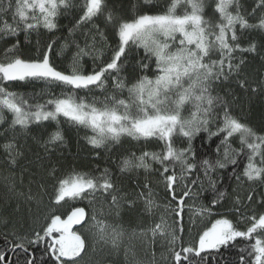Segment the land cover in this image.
Here are the masks:
<instances>
[{"label": "trees", "instance_id": "trees-1", "mask_svg": "<svg viewBox=\"0 0 264 264\" xmlns=\"http://www.w3.org/2000/svg\"><path fill=\"white\" fill-rule=\"evenodd\" d=\"M203 16L212 24L220 22V15L215 11V4L218 0H203ZM15 0H13V4ZM104 14L93 18L90 22L77 24L83 14L85 0H69V6L62 8L55 23L57 27L53 30L45 29L42 25L37 29L25 33L23 28L15 36L4 37L0 35V63L6 56L5 49L19 41L18 47L11 55H18L25 60L42 59L43 53L48 51V45H53L49 52L50 63L59 71L68 72L76 47L73 42H79L84 46L85 35H97V27L103 31L105 40H100L97 35L100 48L103 45V60L107 62L112 49L118 44V37L115 29L107 21L111 13L113 19L118 23L121 20H133L138 15H156L167 12L172 0H104ZM233 15L237 11L250 25H256L259 19L264 16V4L260 0H235L228 9ZM190 12V6L183 0L178 4L176 14L183 15ZM12 23V14L0 17ZM71 30V31H70ZM237 40H231V33L228 34L229 42L239 44L244 51L237 50L233 54V70L229 73L227 68L223 76L214 79L210 83L211 95L218 97L216 113L222 117L225 107L232 117L248 125L258 134L264 135V28L248 27L241 28L235 25ZM67 45V46H66ZM111 46V47H109ZM254 48L252 51L247 49ZM210 59H219V53H214ZM149 63L145 57L142 47L133 45L122 61L123 71L119 76L130 86L141 76L147 75L153 78L155 73V60L151 61L152 70H145L142 63ZM99 63V61L97 62ZM227 63V62H226ZM85 71H91L94 67L93 61L85 57L83 61ZM113 75H116L113 73ZM244 82V87H241ZM9 91L24 94L30 97V103H43L53 97H61L64 94L72 93L70 86L59 82L26 78L23 81L3 82ZM106 91L93 87L76 90L78 98H85L91 102L93 97L103 100L105 95L114 92L112 76H108L105 84ZM118 99L128 97L127 87L120 92L115 90ZM46 110H53L48 106ZM191 111L188 105L184 111L187 116ZM12 113L4 110L3 119H0V253L5 256L6 264H57L50 251L46 252L51 237L36 244H27L23 248H13L12 241L15 233L18 237L33 238L37 231L41 232L49 221V216L58 213L67 216L75 208L85 210V220L74 227H81L87 221L90 214V205L98 202L97 217L100 221H108V216H118L114 221V228L123 230L127 238H122L115 245L102 243L94 252L92 241L89 235H85V247L79 257L82 258L78 264H177L174 259V252H181V264H241L240 257L244 256L251 264L253 257L249 256L250 245L255 242L257 236L261 237L263 229H257L251 238L238 237L229 241L227 245H221L215 249H206L199 256L193 253L185 254L182 249L189 247L191 241L200 235L197 227L205 224L204 221L214 219L220 215H228L238 230L246 231L251 222L247 217L264 212V180L248 181L242 175L246 157H238L236 166L228 163L223 169L217 168L211 174L215 181V189L204 177L203 170L193 172L192 178L198 175L203 181L198 182L192 189V198H185L184 210L181 216H176L177 201H172L170 194L166 191L160 175L161 166L147 161L151 167L131 168L121 171V162L125 158L139 157L144 152H161L164 142L157 137L133 138L127 134L121 135L118 141L109 140L102 146H94L89 143L88 137L93 135L91 129L70 121L63 115L56 120H42L39 123H31L26 128L20 125L12 126ZM218 123L210 126V131L215 132ZM59 131L62 139L54 143L50 142L51 134ZM220 136H210L209 132H200L191 141L192 151L195 153V160L198 163L204 159L215 162L223 159V149L217 152L220 144ZM11 142L13 145L12 155L15 163L11 162L9 154L4 150L3 145ZM234 148H240L239 136L231 138ZM174 146L177 149L188 148L189 141L181 134L176 133ZM108 170L110 178L114 183L118 194L126 195L118 207H110L111 196L102 192L91 194L90 204L83 198L75 199L65 197L57 203L55 201L57 181L59 178L69 177L73 173H88L99 177ZM54 170V171H53ZM179 172V166H177ZM170 174V173H169ZM237 177H240L238 180ZM187 183H191L188 180ZM148 184L155 193L154 200L157 207L149 211L144 199L139 196L140 192H147L144 185ZM178 196L183 195L181 187L176 189ZM223 193V197L219 196ZM251 196V200H249ZM217 204H213V200ZM128 201H134L131 205ZM203 207L208 211L200 214H193L189 211L190 206ZM103 210V211H102ZM169 224V229L177 237L176 244L170 245V237L157 233L152 236V229L161 218ZM93 233L88 230L86 234ZM7 235L6 243L5 236ZM196 240V239H195ZM19 243V241H15ZM90 247V249H89ZM94 253V254H93ZM187 255V259L183 257ZM78 257L74 258L77 259ZM0 261V264H5ZM75 262V264H76Z\"/></svg>", "mask_w": 264, "mask_h": 264}, {"label": "snow or ice", "instance_id": "snow-or-ice-1", "mask_svg": "<svg viewBox=\"0 0 264 264\" xmlns=\"http://www.w3.org/2000/svg\"><path fill=\"white\" fill-rule=\"evenodd\" d=\"M190 6L191 11L183 15L176 14V9L181 0H172L167 12L156 15H138L133 20H121L118 23L109 13L107 21L115 29L118 37L117 46L112 49L110 59L103 60V45L97 47L98 40H105L102 30L97 27V35H85L84 46L79 42H73L76 52L73 54L68 72L57 70L51 63L49 52L53 45H48V51L43 53L42 59L25 60L16 55L7 63H0V119H3V112L7 110L12 113V126L20 125L26 128L29 124L39 123L42 120H56L63 115L70 121L91 129L93 135L88 137L90 144L102 146L107 141H118L121 135L127 134L133 138L157 137L164 142L161 152H144L139 157L125 158L121 162V171L133 167L149 169V159L158 163L162 171L163 183L166 191L170 194L172 201H177L176 216H181L185 198H192L193 187L203 181L197 175L192 178L193 172L203 170L204 177L215 189V181L211 174L217 168L223 169L226 164L234 166L238 164V157H246L242 175L248 181L264 180V135L258 134L248 125L232 117L227 107L223 116L216 113L218 97L211 95L210 83L220 77L227 78L225 69L230 73L233 70V54L237 50L244 51L239 44L229 42L228 34L231 33V40H237L235 25L238 23L241 28L260 27L264 28V16L256 25H250L248 21L237 11L233 15L228 9L235 0H218L215 4V11L220 15V22L212 24L203 16V0H183ZM264 4V0H260ZM69 6V0H0V17H5L9 12L12 14V23L7 19H0V35L4 37L15 36L23 28L25 33L37 29L41 25L48 30L57 27L55 20L62 8ZM104 0H85L83 14L77 24L90 22L104 14ZM71 31V30H70ZM19 41L5 49L6 55L14 53ZM142 47L145 57L149 63H142L145 70H152L151 61L155 60V75L150 78L147 75L141 76L130 86L119 76L123 71L122 61L127 56L128 50L133 46ZM67 46V45H66ZM111 47V46H109ZM248 51L254 48L247 49ZM218 52L219 59H210ZM89 57L94 67L91 71H85L83 61ZM99 61V63H97ZM227 62V63H226ZM115 73L116 75H113ZM108 76H112L114 92L105 95L103 100L93 97L91 102L85 98H78L76 90H92L93 87L106 91L105 84ZM26 78L44 79L62 83L73 89L72 93L64 94L61 97H53L43 103L31 104L30 97L24 94L9 91L3 82L23 81ZM127 87L128 97L118 99L115 90L123 92ZM244 87V82H241ZM190 105L191 111L184 115L186 107ZM52 106L53 110H46ZM218 123L215 132L210 131V126ZM209 132L210 136H220L221 141L217 146V152L223 149V159L212 162L204 159L198 163L195 160V153L191 148V141L200 132ZM179 133L189 141L188 148L177 149L174 146L175 134ZM239 136L240 148H234L231 138ZM62 139L61 133L56 131L51 134L50 142L54 143ZM4 150L9 154L11 162L15 163L13 145L11 142L3 145ZM179 166V172H177ZM54 171V170H53ZM170 173V174H169ZM239 180L240 177H237ZM191 180V183H187ZM55 201L57 203L69 198L81 197L82 194H94L99 191L111 196L110 207H118L126 195L118 194L112 182L108 170L99 177L88 173H73L69 177L59 178L57 181ZM181 187L183 195L176 191ZM147 192H140L139 196L144 199L149 211L157 207L154 200L155 193L148 184L144 185ZM223 193H219L223 197ZM251 200V196H249ZM217 200L212 203L217 204ZM131 205L134 201H128ZM189 211L193 214H203L206 208L190 206ZM95 220V216H93ZM251 222L246 231L238 230L232 221L227 218H220L212 223L199 235L198 247H184L183 253H193L197 256L206 249H215L221 245H227L238 237L251 238L257 229H264V212L247 217ZM85 220V210L75 208L62 219L60 215H52L50 222L37 231L33 238L18 237L15 233L11 235L14 240L11 242L13 248H23L27 251L25 243L36 244L51 237L46 252L50 251L57 264H74V258L79 257L85 247V241L81 235L72 232L73 225L81 224ZM97 226L102 239L107 238V226L97 221ZM164 218L152 229L155 236L158 232L170 237L169 244L175 245L177 237L174 232L168 230ZM59 233L57 237L54 235ZM121 233L113 229L111 234L112 243L115 245ZM5 241L8 243L7 235ZM19 241V243L15 242ZM249 256L253 257L251 264H264V238L257 236L255 242L250 245ZM64 258V259H62ZM187 255L183 259H187ZM174 259L181 264V252H174ZM0 261H5V256L0 253ZM241 264H248L244 256L240 257ZM6 264V261H5ZM28 264H33L30 260Z\"/></svg>", "mask_w": 264, "mask_h": 264}, {"label": "rangeland", "instance_id": "rangeland-1", "mask_svg": "<svg viewBox=\"0 0 264 264\" xmlns=\"http://www.w3.org/2000/svg\"><path fill=\"white\" fill-rule=\"evenodd\" d=\"M14 56H16V55H10V56H6V57H4L3 58V62L2 63H7V62H9L12 58H14ZM83 198L90 204V202H91V197H90V195L89 194H83ZM98 202H95L93 205H92V209H91V205H90V214H91V216H87V221H85V223H84V226H81V227H74V225L72 226V228L70 229L72 232H75V233H77V234H79V235H81V237H82V239L85 241L86 240V238H85V235L87 236V235H89V237H90V240L92 241V243H90V246H92L93 245V250H89L88 251V253L90 254V253H92L91 251H93L94 252V248H97L96 246H98V245H100V244H102V243H106V244H109V245H114L113 243H112V239H111V234H112V232H113V229H115L117 232H120L121 233V235H120V237H119V240H118V242H120L121 241V239L124 237V238H127L128 239V236L126 237L125 235V232L122 230H118V228H114V223H113V220L114 221H117L118 220V216H108L107 218L109 219V223H108V221H100L97 217H100V216H97L98 214L96 213L97 212V206H98ZM73 211V210H72ZM71 211V212H72ZM103 211V210H102ZM70 212V213H71ZM70 213H68L67 214V216L70 214ZM52 215H60V214H58V213H54V214H52ZM61 216V215H60ZM67 216H61V218L62 219H66L67 218ZM93 216H95V220L93 219ZM50 218H51V216H49V221L48 222H50ZM220 218H227V219H229L230 221H231V219H230V217L228 216V215H220V216H218V217H215L214 219H211L210 221H208L209 219H207L206 221H204L205 222V224L204 225H202V226H198L197 227V229H198V231H200V234H202L203 233V231H205L207 228H210L211 227V225H212V223H214L215 222V220H217V219H220ZM97 221H99V222H101L102 224H104V225H106L107 226V228H106V233H107V238L106 239H102L101 238V234H100V232H99V229H98V226H97ZM47 222V223H48ZM47 223L45 224V226L44 227H46L47 226ZM167 223V222H166ZM167 225L169 226V224L167 223ZM85 227V228H84ZM88 230H91L93 233L91 234V233H89V234H86L87 233V231ZM169 231H172V229H168ZM159 233V232H158ZM159 234H161V233H159ZM54 235H56L57 237L59 236V233H55ZM152 236H154L153 234H151ZM165 234H163V236H164ZM261 238H264V229H263V231H262V234H261ZM196 239V240H195ZM195 239L193 240V241H191V243H190V246L191 247H198V240H199V236L197 237H195ZM117 242V243H118ZM116 243V244H117ZM87 246H88V238H87ZM89 249H90V247H89ZM94 254V253H93ZM62 259H64V258H62ZM77 260H79V263L81 262V260H82V258L81 257H78L77 259H74V264H75V262L77 261ZM70 264H71V262H70ZM76 264H78V262H76Z\"/></svg>", "mask_w": 264, "mask_h": 264}, {"label": "bare ground", "instance_id": "bare-ground-1", "mask_svg": "<svg viewBox=\"0 0 264 264\" xmlns=\"http://www.w3.org/2000/svg\"><path fill=\"white\" fill-rule=\"evenodd\" d=\"M83 226H84V224H83ZM85 228V227H84Z\"/></svg>", "mask_w": 264, "mask_h": 264}]
</instances>
